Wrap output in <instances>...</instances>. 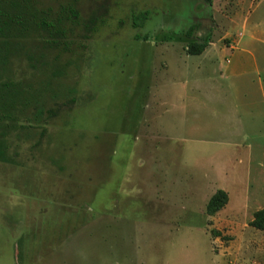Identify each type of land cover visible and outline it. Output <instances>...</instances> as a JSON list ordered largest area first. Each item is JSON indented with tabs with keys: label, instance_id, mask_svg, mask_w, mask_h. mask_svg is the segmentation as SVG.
<instances>
[{
	"label": "rangeland",
	"instance_id": "1",
	"mask_svg": "<svg viewBox=\"0 0 264 264\" xmlns=\"http://www.w3.org/2000/svg\"><path fill=\"white\" fill-rule=\"evenodd\" d=\"M244 1L29 0L47 26L0 64L23 100L0 118V264H264V102L228 73L240 39L264 64Z\"/></svg>",
	"mask_w": 264,
	"mask_h": 264
},
{
	"label": "trees",
	"instance_id": "2",
	"mask_svg": "<svg viewBox=\"0 0 264 264\" xmlns=\"http://www.w3.org/2000/svg\"><path fill=\"white\" fill-rule=\"evenodd\" d=\"M210 3L212 0H202ZM146 12L132 16L134 27L142 26L146 19ZM35 14L29 4V0H0V64L4 65L9 57L11 48L18 50L21 40L26 38L28 33L39 28L44 29L47 23L43 19H34ZM20 39V40H18ZM207 46L206 42H191L187 46L188 54H199ZM22 92L19 85L10 80H0V118L11 117L17 110L18 104H22ZM38 113H40L38 111ZM7 142L5 134L0 132V161L9 162L7 157ZM227 202L225 191L218 189L209 198L206 204V213L213 215ZM252 227L264 230V208L254 212L249 223Z\"/></svg>",
	"mask_w": 264,
	"mask_h": 264
},
{
	"label": "crops",
	"instance_id": "3",
	"mask_svg": "<svg viewBox=\"0 0 264 264\" xmlns=\"http://www.w3.org/2000/svg\"><path fill=\"white\" fill-rule=\"evenodd\" d=\"M249 1L251 0H245L244 3L247 4ZM260 1H263V0H257V4H258L257 6H260L259 4ZM261 20H262L261 23H256V25L252 26L247 31L249 32L248 33L249 37H250V34L253 36V40H254V41L252 40L253 42L258 43V41H261L262 44H264V37H262V39H258L255 37L258 35V33L255 31L256 29L254 28H257V30L262 29L264 32V19L261 18ZM241 52L246 53L248 55L252 54L251 50L248 47H243L241 45V39H240V43H238V47L235 48V55L234 54L232 55V62L230 63V66L228 68V73L231 75L230 85L232 88H234L236 83H238L239 81L238 79L244 78L245 83H248V84L252 83L258 87L257 93L258 91L260 92L261 94L260 98L264 102V64H262L263 67L259 66L257 63L252 64V66L251 64L247 66H245L246 64H239L237 62V59L241 57L240 56ZM253 70H254L255 75L250 74V72H253ZM214 71L216 73H219V76H222L223 73H225L224 75H226L227 73L226 69L225 70L216 69ZM254 76H256V79Z\"/></svg>",
	"mask_w": 264,
	"mask_h": 264
}]
</instances>
